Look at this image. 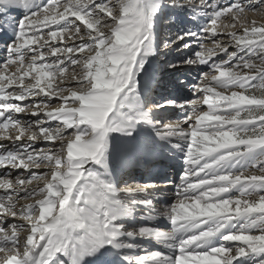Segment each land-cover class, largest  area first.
I'll use <instances>...</instances> for the list:
<instances>
[{
	"label": "snow or ice",
	"instance_id": "snow-or-ice-1",
	"mask_svg": "<svg viewBox=\"0 0 264 264\" xmlns=\"http://www.w3.org/2000/svg\"><path fill=\"white\" fill-rule=\"evenodd\" d=\"M0 42V264H264V0H0Z\"/></svg>",
	"mask_w": 264,
	"mask_h": 264
},
{
	"label": "bare ground",
	"instance_id": "bare-ground-1",
	"mask_svg": "<svg viewBox=\"0 0 264 264\" xmlns=\"http://www.w3.org/2000/svg\"><path fill=\"white\" fill-rule=\"evenodd\" d=\"M14 15H15V13H14ZM3 47H4V45H3V43L2 42H0V49H3ZM172 57H173V54L170 56V59H167L168 61H170L171 59H172ZM174 58V57H173ZM187 70V68L186 69H184V68H182L179 72H175V73H177L176 75H175V77H177V78H179V79H184V75H183V72H185ZM191 70H194V71H197V69L196 68H192ZM166 71V72H165ZM160 72H162V73H166V75L167 76H165V74H163L162 75V79H161V82L162 81H165V80H167V81H169L170 82V79H168V77L170 76V72H171V70H169V69H166V68H160ZM188 73V72H187ZM167 78V79H166ZM177 78L175 79V81L177 80ZM166 84V86H164V85H162L161 86V88H160V91H162V92H164V91H166V90H170V91H172V89H170V88H168V82H166L165 83ZM174 82H172V83H170L169 84V86H172V87H174ZM164 88V89H163ZM168 88V89H167ZM165 93V92H164ZM187 93V90H185V94ZM165 94H167V93H165ZM175 116L177 117L179 114H178V112H175ZM160 166H163L164 167V170H163V172L164 173H166L167 174V164L166 163H164L163 162V160H161L160 161ZM171 167V166H170ZM172 169H173V172L172 173H170V174H167L168 176H172L173 174H175L176 173V168H174V167H171ZM137 169H139V168H137ZM139 171H143L142 172V174L144 175V182H153V181H151V180H149V179H147L146 178V176L148 175V173L144 170V168H140V170ZM122 175V174H121ZM131 177L132 176H130V177H128V178H126V180L128 179V181L131 183L132 182V179H131ZM173 177V176H172ZM172 177H170V178H172ZM174 178V180L175 181H177L178 182V177H177V175L175 174V177H173ZM129 179H131V181L129 180ZM160 185H162V184H160ZM157 195H158V197H159V199L161 200V201H163L164 199H166V198H169V196H170V192L168 191V190H165V192H163V193H157ZM147 247H149V248H151L152 246L151 245H146Z\"/></svg>",
	"mask_w": 264,
	"mask_h": 264
},
{
	"label": "rangeland",
	"instance_id": "rangeland-1",
	"mask_svg": "<svg viewBox=\"0 0 264 264\" xmlns=\"http://www.w3.org/2000/svg\"><path fill=\"white\" fill-rule=\"evenodd\" d=\"M189 27H191V25H189ZM193 47H195V44L193 45ZM173 54V57H172V59L170 60V61H174L179 55H181V53H176V52H170V53H168L167 54V56L165 57V59L167 60V59H170V56ZM183 55H191V52L188 50V49H185V50H183V53H182ZM194 68V67H193ZM184 69H186V68H184ZM188 72V73H187ZM177 73H175L174 71H172L171 70V72H170V76L169 77H171V78H175V75H176ZM183 75H184V79H182V80H188V79H191V78H193V77H195L196 75H197V71H194V70H189L188 68H187V70L185 71V72H183ZM168 77V78H169ZM166 82H168V88L170 87V88H172V86H169V84L170 83H172V81H166ZM166 82H164V84L162 83V85H164V86H166ZM164 89V88H163ZM173 89V88H172ZM185 90H187V89H185ZM185 90H184V93L183 94H185ZM162 92V91H161ZM165 93H167V92H170V90H166V91H164ZM187 94V93H186ZM185 94V95H186ZM175 112H178V111H170L169 113H167L166 114V116L168 117V118H172V119H175L176 118V114H175ZM179 114V113H178ZM171 168V167H170ZM172 169V168H171ZM170 169V170H171ZM169 170V171H170ZM133 171H134V169L130 172V174L129 173H125V172H121V174H122V176H123V178L126 180V178H128V177H130V176H132V177H134L135 178V180H138V181H140V182H144V175L142 174V172L141 171H139L138 173H133ZM131 177V178H132ZM146 178L148 179V176H146ZM128 180V179H127ZM130 181H131V179H129ZM149 182V181H148ZM164 182H166V181H164ZM163 185V184H162ZM121 186H123V185H121ZM171 198V196H169V198L168 199H170ZM21 203H25L24 201H21Z\"/></svg>",
	"mask_w": 264,
	"mask_h": 264
}]
</instances>
